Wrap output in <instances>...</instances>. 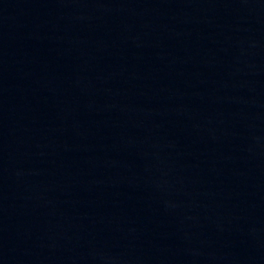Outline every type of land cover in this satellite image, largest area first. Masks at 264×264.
Listing matches in <instances>:
<instances>
[{"label":"water","instance_id":"obj_1","mask_svg":"<svg viewBox=\"0 0 264 264\" xmlns=\"http://www.w3.org/2000/svg\"><path fill=\"white\" fill-rule=\"evenodd\" d=\"M0 264H264V0H0Z\"/></svg>","mask_w":264,"mask_h":264}]
</instances>
